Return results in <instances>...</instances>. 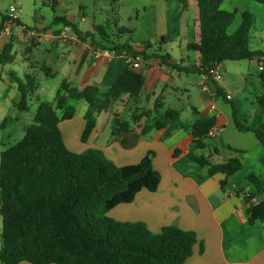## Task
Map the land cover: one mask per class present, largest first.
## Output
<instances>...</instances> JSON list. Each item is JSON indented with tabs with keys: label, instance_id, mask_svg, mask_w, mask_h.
<instances>
[{
	"label": "crops",
	"instance_id": "1",
	"mask_svg": "<svg viewBox=\"0 0 264 264\" xmlns=\"http://www.w3.org/2000/svg\"><path fill=\"white\" fill-rule=\"evenodd\" d=\"M247 7L254 10L260 6L255 0H224L221 4L222 10L240 14L229 26L230 34L240 27L241 12ZM111 10L110 18L119 35L125 32L121 29L128 31L123 25L127 21L140 25L153 32L162 45L161 53L152 51L150 39L134 46L121 45L103 33L102 40L110 46L97 41L95 31L103 29L97 25V18L85 31L74 21L66 24L62 16L55 17L61 18L54 21V24H62L58 29L38 22L30 26L18 18L20 25L37 29L45 39H30L22 36L20 28H14L11 36L0 40V51L9 43L13 46L11 62L0 65V96L13 105L18 103V92L20 98L21 92L14 84L21 80L20 76L24 79L32 76L36 80L38 72L48 81H55L43 89L50 95V103H56L64 81L71 87H96L105 93L129 67L132 55L128 47H131L145 61L137 70L145 79L140 94L135 98L124 95L113 101L106 112L96 116L95 128L86 141L82 137L88 105L83 113L75 111L72 119L59 124L70 151L99 150L118 167L137 164L149 152L155 154L153 166L161 175L158 190H142L132 203L115 207L107 216L120 222L144 223L155 234L172 225L195 232L198 241L193 247V256L185 264H264V221L250 223L244 201V195L248 194H254L259 201L264 198V193L259 191L264 189V145L255 134L237 129L232 108H236L238 119L246 122L257 106L253 95H264V72H259L257 60L251 61L255 72L239 74L236 93L224 81L210 80L202 85L198 72L200 54L188 48L199 41L196 0H138L135 5L127 0H113ZM101 11L108 13L105 9ZM5 15L0 17L1 28ZM82 15L81 21L87 22L84 11ZM110 18L105 16L106 22L113 25ZM262 37L256 33L258 41ZM168 48L175 54L166 52ZM99 53H107L109 58H97ZM159 55L167 59L162 61ZM221 67L225 70L224 63ZM39 88L35 83V92ZM219 88L231 98L226 101L219 94ZM67 103L69 105V99ZM168 110L176 111L178 118L167 128L158 130L155 125ZM143 112L150 115L140 118ZM126 116L130 120H126ZM201 117L215 118V128L220 132L210 133L199 147H193L191 126ZM262 119L264 122V114ZM118 122H128L130 130L114 136ZM176 151H179L178 156H175ZM191 151L196 156H212L216 164L238 157L243 168L222 187L225 175L210 176L208 168L189 157ZM250 176L259 180L258 185L248 179Z\"/></svg>",
	"mask_w": 264,
	"mask_h": 264
},
{
	"label": "trees",
	"instance_id": "2",
	"mask_svg": "<svg viewBox=\"0 0 264 264\" xmlns=\"http://www.w3.org/2000/svg\"><path fill=\"white\" fill-rule=\"evenodd\" d=\"M196 1L199 41L188 48L200 54L198 72L208 73L215 64L226 61H252L264 57V52L252 50L250 46L254 26V16L250 12L242 13L240 27L229 35L227 30L236 14L221 9L224 0ZM255 1L264 4V0ZM12 48L9 43L0 52V65L11 62ZM128 48L132 58H136L138 53ZM157 57L162 61L167 59V56ZM26 81V88L33 92L34 77L27 76ZM144 85L143 75L128 67L105 93L96 87H71L64 81L55 104L38 103L33 123L27 127L23 139L0 155L3 227L0 264H185L193 256V247L198 241L193 231L172 225L155 234L144 223L120 222L107 216L115 207L132 203L142 190H158L161 175L153 166V152L137 164L118 167L99 150L70 151L59 128L60 122L75 116V108L68 105V99L83 100L88 105L82 137L86 141L95 128L97 115L106 112L113 101L124 95L137 97ZM23 88L20 85L21 100L15 106L27 112L28 91ZM219 94L227 101L221 88ZM255 97L259 107L250 119L241 122L232 106L233 121L240 132L255 134L264 145V95L255 94ZM149 115L150 112H143L140 118ZM177 118L176 111L168 110L155 127L165 129ZM215 124V118L206 117L192 124L193 147H199L209 137ZM129 130L128 122H118L114 136ZM178 155L176 151L175 156ZM189 157L208 168L210 176L225 175L222 187L243 168L238 157L220 164L213 163L212 156H196L193 151ZM248 179L258 185L256 177ZM259 191L264 193V189ZM254 198V194L244 195L249 221L263 222L264 198L257 204L252 202Z\"/></svg>",
	"mask_w": 264,
	"mask_h": 264
},
{
	"label": "rangeland",
	"instance_id": "3",
	"mask_svg": "<svg viewBox=\"0 0 264 264\" xmlns=\"http://www.w3.org/2000/svg\"><path fill=\"white\" fill-rule=\"evenodd\" d=\"M54 1L55 0H0V17L4 14H7L11 6L17 5L18 8H20V11L17 12V17L30 26L35 25V22H38L50 28L58 29L62 24H54V19L56 16H62L64 17V20L68 22L70 21L73 23L74 21L82 31L88 30L89 23L97 18V25L100 24L103 27L102 32L95 31L97 41L104 42V44H106L108 47L110 46V44L102 40L101 34L103 33H106L111 41L121 45L129 44L134 46L136 43H142L145 39H150L151 47L153 49L152 51L154 53H161L159 50L162 49V45L156 38H154L153 32L147 29L145 30L144 28L140 27V25L137 26L135 23H130L127 21L123 25L128 29L129 32L122 35L118 34L117 29L114 28L113 19L110 18L113 16V12L111 10V4L113 3V0H56L57 4H55ZM127 1L134 5L135 3H138V0ZM141 1L143 2V0H139V2ZM255 2L260 6L258 9L249 10V7H247L241 12V15L243 12L247 11L254 16V26L251 31V48L254 50L261 49L264 51V30H262V27H264V9H261L264 7V5L257 1ZM101 8L107 10L108 13L103 14ZM82 11H84L86 14L85 17L87 18V22L81 21L83 17ZM233 13L236 15L238 14L236 11ZM105 16H109L113 25L106 22ZM227 33L232 35L230 34L229 29L227 30ZM256 33L263 35L261 41L256 39ZM172 48L176 49L177 47L173 46ZM166 52L172 55L175 54V52H172L170 48L166 49ZM162 54H165V52ZM224 66L225 70H223L222 81L229 83L230 86L234 88L233 91L235 93L238 90L236 82L239 79V74L241 72H255V67L249 60L226 61L224 62ZM20 78L21 80L19 79V82H16L14 86L16 89H19L21 85L24 87V90L28 91L27 104L29 106V110L27 112H21L16 108V103L13 105L10 100H6L0 96V155L2 151L12 147L23 139L27 127L33 123V118L37 112V99H40L41 101H49L51 97L48 93L44 92L43 89L47 87V84L50 86L55 84L54 80L51 79L48 81L42 72H38L36 74L37 79L35 80V83L39 85L40 88L36 92L35 89L33 92H31V88H26V79L21 76ZM18 95L19 97L17 98V101H20L21 98L19 92ZM253 98L255 99V103H257V106L254 108L255 110L259 107V103L254 95ZM69 105L74 106L75 111L78 113H83L87 103L85 101L69 99ZM254 110L252 111L251 115L254 114ZM125 119L130 120V118L127 116ZM5 120L7 121L5 122ZM2 232V217L0 215V250L2 248Z\"/></svg>",
	"mask_w": 264,
	"mask_h": 264
},
{
	"label": "built area",
	"instance_id": "4",
	"mask_svg": "<svg viewBox=\"0 0 264 264\" xmlns=\"http://www.w3.org/2000/svg\"><path fill=\"white\" fill-rule=\"evenodd\" d=\"M18 11H20V8H18L17 5L11 6L9 12L5 15V19L2 23V28L0 27V40L3 39L4 37L11 36L12 30L14 28H20L22 36H26L30 39H34V40L45 39V36L42 35V33L37 29H33V28L28 29L27 27L20 25L17 17ZM100 57L109 58V55L107 53L104 54L99 53L97 55V58ZM144 62L145 61L141 56H137L136 58L131 57V59L129 60V67L132 68L133 70H139ZM257 64H258L259 72H264V59L263 58L258 59ZM210 80H213L214 82L217 83L223 80V70L221 64H215L214 67L208 71V73L201 74L202 85ZM230 98L231 97L227 96V99ZM218 132H220V129L214 127L210 133L215 134ZM252 202L254 204H257L259 200L254 198Z\"/></svg>",
	"mask_w": 264,
	"mask_h": 264
}]
</instances>
